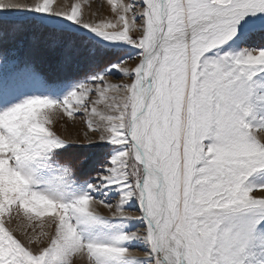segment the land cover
Masks as SVG:
<instances>
[{
  "label": "snow or ice",
  "instance_id": "obj_1",
  "mask_svg": "<svg viewBox=\"0 0 264 264\" xmlns=\"http://www.w3.org/2000/svg\"><path fill=\"white\" fill-rule=\"evenodd\" d=\"M107 5L0 0V264H264V0Z\"/></svg>",
  "mask_w": 264,
  "mask_h": 264
},
{
  "label": "rangeland",
  "instance_id": "obj_2",
  "mask_svg": "<svg viewBox=\"0 0 264 264\" xmlns=\"http://www.w3.org/2000/svg\"><path fill=\"white\" fill-rule=\"evenodd\" d=\"M91 2H92V7L94 9L97 8L98 5L100 6L99 9H98L99 13H101V14H110V8L107 5V0H91ZM111 79H113L114 82H117L115 77H113ZM77 127H78V125H77ZM56 130L60 134H65V135L67 134V133H65L64 128L62 127L61 124H57L56 125ZM69 131L72 132L73 135H74V131L75 130L72 129L71 126H69ZM101 211L104 212L105 214H107V210L101 209Z\"/></svg>",
  "mask_w": 264,
  "mask_h": 264
}]
</instances>
